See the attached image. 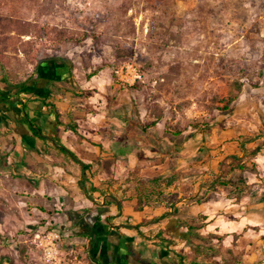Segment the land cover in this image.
I'll return each instance as SVG.
<instances>
[{"label": "crops", "instance_id": "crops-1", "mask_svg": "<svg viewBox=\"0 0 264 264\" xmlns=\"http://www.w3.org/2000/svg\"><path fill=\"white\" fill-rule=\"evenodd\" d=\"M50 65L0 99V253L48 264L33 237L54 232V264H264V80L145 137L106 69Z\"/></svg>", "mask_w": 264, "mask_h": 264}, {"label": "rangeland", "instance_id": "rangeland-1", "mask_svg": "<svg viewBox=\"0 0 264 264\" xmlns=\"http://www.w3.org/2000/svg\"><path fill=\"white\" fill-rule=\"evenodd\" d=\"M80 29L99 37L74 45L58 36ZM52 61L80 76L84 63L109 66L145 137L207 129L246 84L264 80V0H0V99ZM125 65L141 76L133 85L115 77ZM24 253L3 251L0 264H27Z\"/></svg>", "mask_w": 264, "mask_h": 264}, {"label": "built area", "instance_id": "built-area-1", "mask_svg": "<svg viewBox=\"0 0 264 264\" xmlns=\"http://www.w3.org/2000/svg\"><path fill=\"white\" fill-rule=\"evenodd\" d=\"M114 74L119 82L126 85H133L141 77L131 65L119 67ZM59 239L60 236L54 232L36 234L33 237V243L43 250L44 260L48 264H54L59 259L57 247Z\"/></svg>", "mask_w": 264, "mask_h": 264}, {"label": "trees", "instance_id": "trees-1", "mask_svg": "<svg viewBox=\"0 0 264 264\" xmlns=\"http://www.w3.org/2000/svg\"><path fill=\"white\" fill-rule=\"evenodd\" d=\"M18 22H21L19 20H17ZM17 23V22H16ZM18 36H25V32L22 33H17ZM58 36L63 40L64 42H69L72 43L74 45H80L82 44L87 38L91 37L94 41H96L99 37V35L97 34V32H92L86 29H80V31L74 32V33H69L67 35H64L63 32H59ZM109 66L106 67H99L91 72H89V66L87 64H83V69L86 73V77L88 79L96 76L99 72L103 71L104 69H106ZM1 102H3L4 100H0ZM227 110V107L225 108ZM75 132V130H74Z\"/></svg>", "mask_w": 264, "mask_h": 264}]
</instances>
